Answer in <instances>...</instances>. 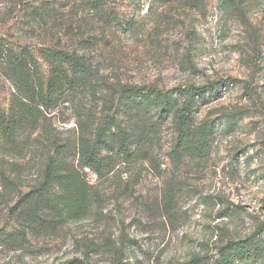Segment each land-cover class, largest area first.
<instances>
[{"label":"rangeland","instance_id":"rangeland-1","mask_svg":"<svg viewBox=\"0 0 264 264\" xmlns=\"http://www.w3.org/2000/svg\"><path fill=\"white\" fill-rule=\"evenodd\" d=\"M0 0V44L28 49L46 79L52 50L82 55L92 75L25 125L20 149L0 144V264H215L229 241L252 238L264 264V0ZM202 91L194 117L214 120L207 153L172 156V112L123 93ZM0 61V107L15 91ZM113 114L140 133L138 153L85 178L99 201L83 218L18 230L20 198L42 180L54 140L73 142ZM72 156V155H71ZM241 264V263H240Z\"/></svg>","mask_w":264,"mask_h":264},{"label":"trees","instance_id":"trees-1","mask_svg":"<svg viewBox=\"0 0 264 264\" xmlns=\"http://www.w3.org/2000/svg\"><path fill=\"white\" fill-rule=\"evenodd\" d=\"M230 0H220L222 7ZM5 60L15 83L6 110L0 107V144L12 150L20 149L22 127H34L43 109H48L57 99L68 98L74 89L88 86L92 72L84 57L67 50H52L46 55L49 66L44 79L40 66L28 49L17 51L12 46L0 44V61ZM216 83L192 86L181 96L168 92L139 87H124L123 93L139 97L137 103L156 106L159 112H172L175 139L172 156L202 157L209 148L214 131V120L196 121L195 110L203 101L202 91L212 89ZM123 126L113 114L97 121L92 130L80 120L74 141L54 140L39 185L24 194L13 212H18L19 229L10 232L7 240L25 239L28 231H42L55 223L83 218L99 201V194L85 178L88 168L96 176L104 177L121 162L134 159L138 153L140 133ZM72 155V156H71ZM261 248L252 238L227 242L215 264H243L256 259ZM182 264H194L191 260Z\"/></svg>","mask_w":264,"mask_h":264}]
</instances>
